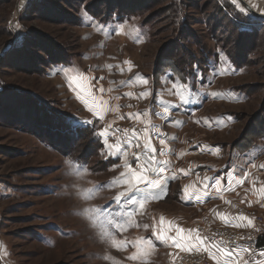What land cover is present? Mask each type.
Returning <instances> with one entry per match:
<instances>
[{"label": "rangeland", "instance_id": "374dc122", "mask_svg": "<svg viewBox=\"0 0 264 264\" xmlns=\"http://www.w3.org/2000/svg\"><path fill=\"white\" fill-rule=\"evenodd\" d=\"M21 1L0 0V264H178L197 249L177 255L157 233L170 237L167 221L180 215L192 229L206 216L225 225L212 207L177 202L182 173L165 201L171 178L164 188L140 185L136 204L118 205L128 186L112 182L126 162L136 167L133 148L139 141L142 151L146 127L168 171L204 180L234 168L264 178V8L251 10L248 0H237L246 12L232 0ZM92 98L105 106L103 119L88 110ZM165 106L167 117L156 115ZM67 125L84 132L73 137ZM151 125L167 137L164 156ZM91 127L109 130L96 142ZM124 130L136 138L122 142ZM117 143L119 152L107 146ZM68 160L87 171L72 174ZM84 209L123 213V230L108 225L102 237ZM237 209L253 228L261 212ZM141 240L147 255L129 259Z\"/></svg>", "mask_w": 264, "mask_h": 264}, {"label": "snow or ice", "instance_id": "6c2138e0", "mask_svg": "<svg viewBox=\"0 0 264 264\" xmlns=\"http://www.w3.org/2000/svg\"><path fill=\"white\" fill-rule=\"evenodd\" d=\"M234 4H237V7H240L237 3V0H232ZM241 12H246L245 8L240 7ZM90 17H87L86 20H90ZM100 30H103L102 27ZM122 31V29H120ZM108 67H112L109 65ZM131 68H129V71ZM82 78V77H78ZM125 83V82H121ZM142 84H147L146 79H141ZM103 91V89H101ZM149 93L143 92L140 93V97H146ZM125 95L132 96V93H126ZM181 101L184 103H187V100L183 95H181ZM86 104H88V100L82 101ZM93 107H89L88 110L92 111L95 115H97L100 119H103L102 112L105 111L103 104H100L98 107L97 101L95 98H92ZM106 103V102H104ZM169 114V108L167 106L164 107L163 113H156L158 116H163L164 118L167 117ZM141 116L147 117L148 112L145 111L143 113H137L134 116L130 114V118L139 119ZM146 124H151L150 120L145 121ZM152 130L156 131L157 137L159 139L160 145H162L159 155L164 156L166 155V140L167 137L165 134L158 132V126L151 125ZM128 131V130H124ZM133 133H135L136 130H132ZM149 129L146 127L144 129L145 133V139L143 143V149L142 152L134 153L133 155L136 158V167L133 168L131 164L125 163V169L126 171L121 173V177L112 183L115 184H126L128 186L127 190L125 192H121L117 195L115 198V202L119 205L121 203V200L123 198V203L125 204H136L137 200L133 198L134 194L136 192L142 191L140 188V185H145L149 188H162V180H163V174L166 172V168L164 167L169 163V161L166 160H158L156 157V148L151 143V137L148 135ZM99 135L106 136L107 135V129L100 132ZM107 143V141H105ZM109 149H115V151L119 152L121 151V145L120 143H117L115 145H107ZM137 147H140L139 141H137L136 144ZM170 151V150H169ZM125 156H127V153H124ZM141 156H143V160H141ZM67 164L71 170V173L74 175H82L87 171V169L83 165H79L77 163H74L72 160H68ZM262 168H264V165H261ZM183 171V170H181ZM150 173H156V177H151ZM187 174V173H185ZM247 175V174H246ZM246 178V176H245ZM243 179V178H242ZM204 181H212L211 177H204ZM221 184V179L217 178L215 181L212 182V184L204 183L203 187L207 189L209 186H213L217 188V191H219V185ZM108 186H111L108 185ZM105 187L104 185H99L92 189L85 190L82 195L85 199H90L94 196V194L100 190L101 188ZM185 196L192 198L193 193L189 192L188 186L184 189ZM197 199H199V196H196ZM144 204L143 202L139 203V207L143 208ZM94 213L93 216H90L89 218L92 219L93 223H97V220H99V225L101 228L102 237H108L110 235V232L107 228L108 225H111L112 228L117 230H123L121 227V220L118 219V217L123 216V213H114L111 210H105V209H84L82 214L88 215L89 213ZM246 219V218H242ZM164 223V218L161 217V224ZM169 226H171V222H168ZM147 227V225H145ZM177 236L176 237H166L163 235V233H157L158 238L163 239H171L173 241V246L182 248L186 250H191L193 247L207 251L210 258H212L215 261V264H264V249H253L249 245L240 246L237 245L235 247H228L227 242L223 240H216L214 237H208V236H201L199 234V231L196 229L192 230H184L180 229L178 226L176 228ZM187 232V234H182ZM195 233V234H194ZM146 242L141 240L136 242L137 246V252L134 253L132 256L129 257L131 260L139 259L143 256L147 255V249L144 247V244ZM113 246L116 247H126V243L118 242L114 238L112 239ZM248 254V259L244 258V254ZM259 257V258H258ZM108 259V257H105Z\"/></svg>", "mask_w": 264, "mask_h": 264}, {"label": "crops", "instance_id": "0c3cea01", "mask_svg": "<svg viewBox=\"0 0 264 264\" xmlns=\"http://www.w3.org/2000/svg\"><path fill=\"white\" fill-rule=\"evenodd\" d=\"M89 105L93 107V103L88 104V106ZM103 107L105 109V106ZM97 117L98 116L95 115V118ZM104 130L105 129H103V131ZM108 130L109 129H107V132ZM132 135L136 136L134 133H131L129 138L134 140L136 137L132 138L131 137ZM181 173L184 179L183 181L180 182L181 187L178 189L179 191L176 193V196L178 199L177 202L181 204L182 206L195 209V210H199L200 209L199 207L208 204L213 209V216L217 223L230 225L237 229L247 228L253 222L250 216L246 215L245 213H242L240 210L238 211L237 208L239 207V204H242L245 206L246 205L251 206L254 209L261 212L259 214L257 213L258 215L264 216V178L259 177V175H256V177H258L256 180L255 176L252 175L250 171H246V170L242 171V170L232 168L221 174L215 175L216 177L212 175L211 177L213 178V180L205 182L204 180L201 179L202 176L200 178L194 177L191 174V170H183V171L166 170V172L163 174L164 182L167 183L168 178H171V179L168 181V184L166 188L164 189L165 193L163 192V198L161 199L162 201L166 200V198L168 197L170 193V189H171V192L172 190H174V187L172 186V183H174V180L172 179L177 178V176L181 175ZM151 175L156 176L157 174L153 173ZM209 175L210 174L204 175V176L206 177ZM217 178L221 179V184L218 186L219 191H217V188L213 186H209L207 189L203 187L204 183L212 184V182L215 181ZM185 181H186V184L182 186V183ZM186 186H188L189 192L193 193L192 198L185 196L184 189ZM162 188H164V186H162ZM161 192L162 191H160L159 193ZM196 196H199V199H197ZM242 218H246V219H242ZM179 219L181 221L174 218L171 221V226H169V224L167 223L165 233H170V237L177 236V231H176L177 226L180 229L192 230L191 225L187 223L188 220L183 215H180ZM182 234H187V232L182 233ZM259 245H264V244H259ZM169 246H170V249H172L173 251L177 253V255L186 250V248L182 249V248L173 246V241L171 239H170ZM192 249H197V248L193 247ZM197 250H203V249L200 248ZM205 252L207 253L206 256L209 262L212 264H215V261L212 258H210L208 252L207 251ZM172 264H177V260H174Z\"/></svg>", "mask_w": 264, "mask_h": 264}, {"label": "built area", "instance_id": "2783aa9c", "mask_svg": "<svg viewBox=\"0 0 264 264\" xmlns=\"http://www.w3.org/2000/svg\"><path fill=\"white\" fill-rule=\"evenodd\" d=\"M24 4L30 2V0H22ZM129 138L128 132L123 131L119 139L124 142ZM137 152H142L139 147L133 148V154ZM143 160V156H141ZM254 221L256 225L253 228L248 227L244 231H238L231 226L216 225L212 222L209 216H206L200 225L196 226V229L202 236L214 237L216 240H223L227 242L228 247H235L237 245L245 246L249 245L253 249H264V245L258 244V239L262 234H264V216L258 215L254 216ZM244 257L248 259V254L245 253ZM207 256L202 250H194L191 253H187L182 256L181 264H210ZM259 258V257H258Z\"/></svg>", "mask_w": 264, "mask_h": 264}, {"label": "trees", "instance_id": "16d2710c", "mask_svg": "<svg viewBox=\"0 0 264 264\" xmlns=\"http://www.w3.org/2000/svg\"><path fill=\"white\" fill-rule=\"evenodd\" d=\"M172 1H175V0H172ZM176 4H178V1L176 0ZM25 5H27V4H24V6ZM177 18H180V16H178ZM7 52V51H6ZM64 128V127H63ZM64 129H66V130H68V132L71 134V135H73V137L74 136H78L79 135V133H83L84 132V130H82V129H80V128H78V127H72L71 125H67ZM64 129H62V130H64ZM80 129V130H79ZM66 130H64L65 132H66ZM87 131V130H86ZM89 131L90 132H93L94 131V133H95V136L94 137H92V138H95V141L97 142V141H99V139H97V138H101V136L98 134V129H96V128H94V127H91V129H89ZM96 131V132H95ZM88 133V132H87ZM170 197V195H168V197L166 198V200L168 199ZM258 244H264V234H262L261 236H260V238L258 239Z\"/></svg>", "mask_w": 264, "mask_h": 264}, {"label": "bare ground", "instance_id": "6f19581e", "mask_svg": "<svg viewBox=\"0 0 264 264\" xmlns=\"http://www.w3.org/2000/svg\"><path fill=\"white\" fill-rule=\"evenodd\" d=\"M244 2V1H243ZM248 2H250L252 5H250V3H245L246 6L249 8V9H256V10H262L264 8V1L262 2L261 0H248ZM23 4V3H22ZM257 12V11H256ZM227 226V225H225ZM230 226V225H229ZM237 230V229H236ZM204 253H206L204 250H202ZM186 253L184 252L180 257H179V260H178V264H181L182 263V256H184ZM207 254V253H206ZM207 260V258H206Z\"/></svg>", "mask_w": 264, "mask_h": 264}, {"label": "water", "instance_id": "95a60500", "mask_svg": "<svg viewBox=\"0 0 264 264\" xmlns=\"http://www.w3.org/2000/svg\"><path fill=\"white\" fill-rule=\"evenodd\" d=\"M4 52H6V50H4Z\"/></svg>", "mask_w": 264, "mask_h": 264}]
</instances>
